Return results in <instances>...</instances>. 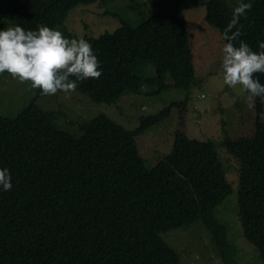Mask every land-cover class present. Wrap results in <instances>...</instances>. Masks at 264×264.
<instances>
[{
  "label": "trees",
  "instance_id": "1",
  "mask_svg": "<svg viewBox=\"0 0 264 264\" xmlns=\"http://www.w3.org/2000/svg\"><path fill=\"white\" fill-rule=\"evenodd\" d=\"M105 1L0 0V28L8 20L25 30L40 25L54 30L76 6ZM148 2V16L136 25L122 21L111 33L83 37L91 43L102 75L80 82L77 90L95 102L111 103L150 84L155 87L152 94L174 88L183 90L185 99L142 117L133 130L100 114L80 126L79 136L58 130L55 113L34 102L14 118L0 116V168L10 171L12 183L11 191L0 189V264H180L161 235L197 220L209 230L224 264H237V249L214 217L215 208L231 192L215 144L190 139L183 129L196 79L185 2ZM251 2L234 43L243 41L259 52L264 0ZM204 4L207 24L221 36L238 4ZM145 64L153 67L146 76L140 74ZM255 78L264 84V74ZM43 96L35 89L34 101ZM181 106L172 151L148 168L136 137ZM252 109L253 133L236 139L225 134L224 145L239 163L243 237L264 261V122L258 116L264 104L257 99Z\"/></svg>",
  "mask_w": 264,
  "mask_h": 264
},
{
  "label": "rangeland",
  "instance_id": "2",
  "mask_svg": "<svg viewBox=\"0 0 264 264\" xmlns=\"http://www.w3.org/2000/svg\"><path fill=\"white\" fill-rule=\"evenodd\" d=\"M206 0H184V17L190 37L196 79L189 93L184 111V131L190 139L210 141L224 168L231 192L214 210V217L224 226L227 242L237 249V264H264L256 249L242 233L238 217L239 163L227 153L225 134L230 139L250 136L254 129L253 109L246 94L223 83L221 60L223 41L217 29L205 20ZM237 5L241 0H230ZM152 6L148 0H106L79 5L67 15L64 25L54 30L74 32L76 38L98 37L111 33L122 21L136 25L146 18ZM4 30L14 27L10 21L2 22ZM142 75L152 73L153 67L145 64ZM150 84L142 86L139 93H126L111 103L95 102L76 90L70 98L65 94L43 96L34 101L35 89L30 83H20L9 74H0V116L14 118L34 102L44 111L55 113L58 130L79 136L80 126L100 114H105L126 130H133L142 117L158 114L171 103L180 104L186 93L169 88L152 94ZM181 107H173L167 118L148 128L136 137L138 151L148 168L154 167L172 151L173 136L180 128ZM164 242L179 255L180 264H224L209 230L201 220L168 230L161 235Z\"/></svg>",
  "mask_w": 264,
  "mask_h": 264
},
{
  "label": "clouds",
  "instance_id": "3",
  "mask_svg": "<svg viewBox=\"0 0 264 264\" xmlns=\"http://www.w3.org/2000/svg\"><path fill=\"white\" fill-rule=\"evenodd\" d=\"M251 8V0H241L221 34V71L223 83L229 88L239 87L254 108L257 99L264 104V84L255 78L257 73L264 74V42L258 45L259 52L243 41L238 46L234 43L241 35L239 21L246 18ZM100 67L91 43L83 38L69 39L61 31L44 25L35 31L21 26L0 30V74L7 73L20 83L28 82L44 96L63 93L70 98L80 82L100 78ZM258 116L264 122V111ZM0 189H12L8 169L0 168Z\"/></svg>",
  "mask_w": 264,
  "mask_h": 264
}]
</instances>
